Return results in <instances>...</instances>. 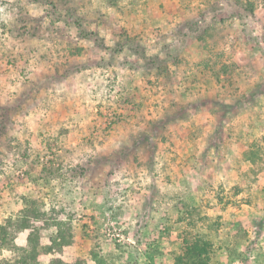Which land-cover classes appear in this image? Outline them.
<instances>
[{
    "label": "rangeland",
    "instance_id": "1",
    "mask_svg": "<svg viewBox=\"0 0 264 264\" xmlns=\"http://www.w3.org/2000/svg\"><path fill=\"white\" fill-rule=\"evenodd\" d=\"M30 202L39 264H264V0H0V225Z\"/></svg>",
    "mask_w": 264,
    "mask_h": 264
},
{
    "label": "trees",
    "instance_id": "2",
    "mask_svg": "<svg viewBox=\"0 0 264 264\" xmlns=\"http://www.w3.org/2000/svg\"><path fill=\"white\" fill-rule=\"evenodd\" d=\"M250 12H253L252 8H250ZM30 204L24 210V217L19 219L16 216L9 217L6 219L5 224L0 225L1 248L5 247L13 254L11 259L2 261L1 264H39V257L42 253L53 254L60 252L64 247L70 246L73 242L71 231L69 233L70 235H68L62 230V223H58L55 224L56 234L50 237V245L42 247V228L37 227V222H41L45 215L41 213L42 211L37 206V203L30 202ZM47 226L51 227L52 225L47 224ZM26 230L31 232L27 246H16L19 233ZM192 256H201V253L198 251L196 254V251H193ZM202 264H207V262L203 259Z\"/></svg>",
    "mask_w": 264,
    "mask_h": 264
}]
</instances>
